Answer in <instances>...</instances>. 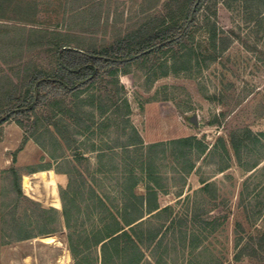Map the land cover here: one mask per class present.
I'll return each instance as SVG.
<instances>
[{"label": "rangeland", "instance_id": "374dc122", "mask_svg": "<svg viewBox=\"0 0 264 264\" xmlns=\"http://www.w3.org/2000/svg\"><path fill=\"white\" fill-rule=\"evenodd\" d=\"M17 1L9 0L12 11ZM24 1L21 30L13 23L0 44V100L5 104L23 98L31 75L56 69L59 34L74 45L109 48L156 26L170 7L169 0ZM207 19L221 39H228L224 46L218 41L215 50L207 42ZM193 31L198 62L192 68L167 73L172 61L160 52L130 62L123 67L126 74H119L124 87L119 95L128 100L130 121L145 147L189 137L204 147L186 152L185 158L171 146L153 156L152 185L158 188L160 207L171 211L145 217V226L161 228L162 234L160 242L145 249L142 264H264V246L257 245L264 231V0H209ZM116 88L99 81L79 97H67L70 108L77 105L88 114L74 109L65 119L67 128L60 127L62 134L50 128L60 144L49 136L41 144L29 137L18 151L26 131L17 119L40 133L52 107L37 111L43 123L39 130L35 115L0 126V264H74L60 196L70 179V198L79 206L73 208V214L80 213L78 230L95 224L99 214L93 206L98 207L99 198L114 212L121 206V144L130 129L121 118L99 110L101 100L103 106L110 103L107 92L116 96ZM91 95L97 97L95 108L87 105ZM194 116L197 126L191 122ZM236 132L243 133L236 139L238 152L230 140ZM102 154L109 156L101 160ZM136 193L145 194L143 181ZM35 204L55 209V220L45 226ZM43 232L51 233L39 236ZM20 233L32 238L18 241Z\"/></svg>", "mask_w": 264, "mask_h": 264}, {"label": "trees", "instance_id": "16d2710c", "mask_svg": "<svg viewBox=\"0 0 264 264\" xmlns=\"http://www.w3.org/2000/svg\"><path fill=\"white\" fill-rule=\"evenodd\" d=\"M209 0H169L170 7L166 10L164 17L150 30H142L141 35L135 36L133 41H117L116 45L109 48L90 49L79 44H72L65 41V35H58L54 40L56 47V69L51 72H41V74L31 75L26 89L23 92V98L16 102L3 103L0 100V126L14 118L35 117L33 125L40 128L42 122L45 126L38 131H29L22 120L17 119L18 125L25 129L26 138L21 151L30 137L41 144L44 136H49L55 142L60 144L57 133L51 131V127L62 134L60 127L67 128L66 118L74 115V109L82 111L81 107L70 108L67 104V97L75 99L80 93L97 82L109 83L117 86L114 94L106 93L109 104L103 106V100L99 110L103 114L110 112L113 116L121 118L125 128L130 129V136L127 141L122 142V156L124 167L120 172L118 180L120 182V196L122 204L117 211H113L102 198L98 199L97 205L93 209L98 216L94 215L95 224L90 230H78L77 224L80 213L73 214V208H78L75 198H70L72 190V179H70L68 188L60 191L63 205V218L68 229V246L71 252L74 264H142L145 260V249H150L157 242L161 241V228H148L145 226L146 216L160 217L163 213L171 211L170 207L161 208L158 202V188L152 185L156 181L154 172V157L157 149L171 146L174 150H180L183 158L187 156L186 152H192L195 149L204 150V147L195 137L177 139L169 144L155 143L145 147L143 139L130 121L131 107L127 99L121 94L124 87L119 83V74H126L123 71L124 66L138 59L147 58L156 53L163 52L168 55L172 64L168 72L178 73L192 68L193 62H198L197 48L193 44L194 27L199 20L201 10L207 5ZM177 6V7H176ZM167 9V8H166ZM209 19L206 20L208 28L207 42L209 48L216 49L219 42L224 46L228 39L219 37L215 25L211 26ZM144 26V25H143ZM147 32V33H146ZM165 72V75L167 74ZM109 78L110 81H104ZM12 83V80H9ZM12 94L10 91L6 95ZM100 96L99 98H101ZM97 97L91 95L87 105L92 108L94 100ZM46 106L55 108L50 109L51 116L41 122L42 117L37 115V111ZM78 112V111H77ZM82 114H88L85 111ZM60 116V117H59ZM91 121L95 120L94 113L90 114ZM80 121V119H79ZM78 121V122H79ZM84 124V122H82ZM86 129H90L87 125ZM32 125V126H33ZM81 125V124H80ZM32 128V127H31ZM39 130V129H38ZM80 134V130L77 131ZM243 134L242 132L232 133L231 144L236 152L239 151L235 145L236 139ZM67 141L68 138L64 137ZM109 155H99L102 160ZM193 166L190 167L192 169ZM136 169L140 170L136 173ZM118 171V168H117ZM15 178V188L18 196H22L19 178L15 169H11ZM143 181L145 194L136 193L138 184ZM76 196V194H74ZM18 202V201H17ZM14 206V212L17 208ZM36 205V204H35ZM41 212V219L45 226L47 222L55 220L57 212L55 209H44L36 205ZM100 212H98L101 208ZM94 212V213H95ZM93 213V214H94ZM175 223L172 220L171 224ZM23 225V224H22ZM12 226L22 227L18 223ZM41 233L39 236L48 235ZM160 237V238H159ZM32 238L29 233H20L17 236L18 241ZM257 245L264 246V231L257 238Z\"/></svg>", "mask_w": 264, "mask_h": 264}, {"label": "crops", "instance_id": "0c3cea01", "mask_svg": "<svg viewBox=\"0 0 264 264\" xmlns=\"http://www.w3.org/2000/svg\"><path fill=\"white\" fill-rule=\"evenodd\" d=\"M13 1V0H11ZM18 7L15 11H12V5L9 3V0H3V3L1 4L0 0V44L3 42L2 36L5 33L6 29H10L13 23H16V30H21L20 22H23L22 18V11L21 8L26 3L24 0H18ZM36 4V2H34ZM17 13V14H16ZM17 15L19 17H17ZM24 28V27H22ZM25 29H23L24 31ZM3 31V32H2ZM25 32V31H24ZM34 35V32H33ZM5 38V37H4ZM2 39V40H1Z\"/></svg>", "mask_w": 264, "mask_h": 264}, {"label": "water", "instance_id": "95a60500", "mask_svg": "<svg viewBox=\"0 0 264 264\" xmlns=\"http://www.w3.org/2000/svg\"><path fill=\"white\" fill-rule=\"evenodd\" d=\"M191 122L197 126V125H198V123H197V117L194 116V117L191 119Z\"/></svg>", "mask_w": 264, "mask_h": 264}]
</instances>
